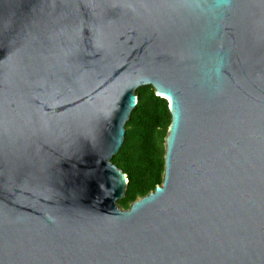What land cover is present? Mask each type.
I'll return each mask as SVG.
<instances>
[{"label": "water", "instance_id": "obj_1", "mask_svg": "<svg viewBox=\"0 0 264 264\" xmlns=\"http://www.w3.org/2000/svg\"><path fill=\"white\" fill-rule=\"evenodd\" d=\"M149 86L163 183L124 210ZM0 264H264V0H0Z\"/></svg>", "mask_w": 264, "mask_h": 264}, {"label": "trees", "instance_id": "obj_2", "mask_svg": "<svg viewBox=\"0 0 264 264\" xmlns=\"http://www.w3.org/2000/svg\"><path fill=\"white\" fill-rule=\"evenodd\" d=\"M137 94L139 103L126 125L124 145L113 159L129 180L126 196L118 202L124 210L162 185L165 138L171 124L168 102L157 97L152 87H143Z\"/></svg>", "mask_w": 264, "mask_h": 264}]
</instances>
